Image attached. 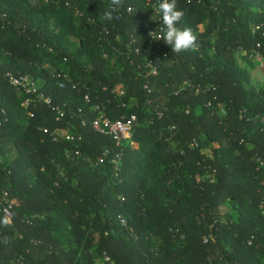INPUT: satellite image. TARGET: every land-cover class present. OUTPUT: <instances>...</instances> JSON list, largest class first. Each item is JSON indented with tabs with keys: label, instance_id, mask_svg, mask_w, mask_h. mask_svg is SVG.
Masks as SVG:
<instances>
[{
	"label": "trees",
	"instance_id": "obj_1",
	"mask_svg": "<svg viewBox=\"0 0 264 264\" xmlns=\"http://www.w3.org/2000/svg\"><path fill=\"white\" fill-rule=\"evenodd\" d=\"M154 1L123 0L107 20L102 0H0V203L6 194L12 204L0 264H262L264 89L246 88L234 50L264 57V0H177L178 27L198 35L179 54L149 35L164 29ZM45 9L59 32L35 20ZM77 11L88 23L79 32ZM65 35L80 40L89 69ZM46 63L82 84L59 87ZM7 73L33 79L64 116L38 105L30 117ZM95 104L112 120L136 115L122 150L91 128ZM56 129L75 143L53 141ZM104 149V164L89 168L83 158Z\"/></svg>",
	"mask_w": 264,
	"mask_h": 264
},
{
	"label": "built area",
	"instance_id": "obj_2",
	"mask_svg": "<svg viewBox=\"0 0 264 264\" xmlns=\"http://www.w3.org/2000/svg\"><path fill=\"white\" fill-rule=\"evenodd\" d=\"M157 3H158V0L154 1L152 5V11L154 13H155V8L153 6L156 5ZM108 4L110 5V2H108ZM129 11H130V8H128V12ZM155 15L157 16L158 21H161L160 16L157 15L156 13ZM258 30H260L259 26L252 27V33ZM159 34L160 33H158L157 35ZM259 34L261 36L262 45H264V30H261ZM135 51L138 52V49H136ZM255 54L260 55V53L258 52H255ZM147 65L149 66L148 68L149 71H147V75L155 74L156 69H155V66L152 64V62L149 61ZM51 75L53 79L58 81V86L61 88L64 87L65 83H70L72 86H75V84L71 80H68V76L66 75H63L61 73H56V72H53ZM7 80L9 84L19 92V97H21V106L25 108L26 110L31 108V110L27 111L30 117L33 116L32 109H35L38 105H43L44 107L49 108L55 114L56 120H60L64 116L65 110L67 109L66 105L65 104L63 105L53 104L52 98L50 96H46L43 92L38 91L34 80L31 79L29 76L27 75L15 76L10 73H7ZM186 85L188 84L184 82L182 87L184 88ZM83 101L86 104H89L91 102V98L89 97V94L83 95ZM81 112L82 111L80 109L78 113H81ZM92 112H93L94 118L91 121V128L100 135L110 137L114 145L120 150H122L123 143L127 139H129L131 132L134 126L136 125V122H137L136 115L132 114L129 117H122L121 119L112 120L104 112L103 106L101 107L99 104L93 105ZM157 117L158 118L162 117L161 111H157ZM80 122H81V126H85L87 123L83 117H81ZM170 129L174 130V127ZM47 131L49 130L46 128L44 130V133H46ZM51 135L53 136V141L64 140L66 142L73 143L77 139L74 134L68 133L62 129L54 130V132L51 133ZM194 144H195V141H192L190 146L193 147ZM107 152L108 150L104 149L103 155L98 156L96 158L95 162L98 165L104 164V157H105L104 155L107 154ZM113 162L117 164V161L113 160ZM11 209H12V204L9 202L5 194L3 202L0 203V214L3 215L4 217H7L8 220H10ZM118 219L120 220L121 224H124V219L121 216H118ZM105 260L108 261L109 258L105 257Z\"/></svg>",
	"mask_w": 264,
	"mask_h": 264
},
{
	"label": "rangeland",
	"instance_id": "obj_3",
	"mask_svg": "<svg viewBox=\"0 0 264 264\" xmlns=\"http://www.w3.org/2000/svg\"><path fill=\"white\" fill-rule=\"evenodd\" d=\"M102 1H105L107 3L110 2V0H102ZM81 13L82 12L77 11L76 20L74 21V26L77 32L80 31V27L82 29H85L88 26L87 20H83L82 18L78 17L79 15H81ZM34 17L36 21L42 24L44 23V25H46L50 30H53L54 32H59L60 29L54 20L55 17L52 13L49 12V9H45L44 11H42V13H36ZM63 37H64L63 48L66 49L70 57L76 60V62L79 65H82L85 68L89 69L90 62L88 60V57L83 56V55L79 56L78 54V49L81 45L80 40L78 38L70 37L67 35ZM234 56L236 58L239 68L246 70L250 75V81L245 84L246 88L247 89L254 88L255 90L264 89V57L261 54L259 55L253 52L251 53L249 60H243L240 57V52L238 50H234ZM115 61H116V57L110 59L111 64H114ZM42 68H44L48 74L49 73L52 74L54 71L57 73L64 71L62 68L57 69V65L54 66L51 63H46ZM68 76H69L68 80H72L74 84L76 85L82 84V81L76 80L71 74H68ZM66 157L70 160V162L76 161V158H75L76 156H74L73 154H70L69 150H67ZM83 160L89 166V168L93 170H96V169L98 170L99 165L95 162V160H91L89 158H83ZM151 175H153V173H151ZM55 177L57 179H63L64 178L63 169H60V173H58ZM221 210H223V207ZM149 236L152 241V246L154 248L158 247L161 244L162 242L161 239L153 236L151 232H149ZM262 264H264V260H262Z\"/></svg>",
	"mask_w": 264,
	"mask_h": 264
},
{
	"label": "clouds",
	"instance_id": "obj_4",
	"mask_svg": "<svg viewBox=\"0 0 264 264\" xmlns=\"http://www.w3.org/2000/svg\"><path fill=\"white\" fill-rule=\"evenodd\" d=\"M120 6H122V0H110V6L105 11L104 18L111 20L113 12ZM153 7L155 13L160 16L164 29L162 34L159 35H156L155 31L150 32L149 35L152 39H163L167 45L171 46L172 52L177 54L197 49L198 35L193 28L190 26L178 27L183 19L184 12L178 8L177 0H158V3ZM0 223L7 226L9 220L5 217L0 220Z\"/></svg>",
	"mask_w": 264,
	"mask_h": 264
}]
</instances>
